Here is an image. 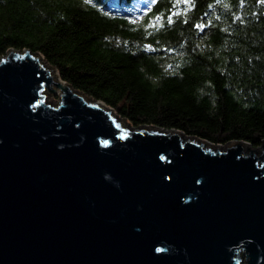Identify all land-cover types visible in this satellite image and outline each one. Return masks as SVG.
Instances as JSON below:
<instances>
[{"label":"water","instance_id":"obj_1","mask_svg":"<svg viewBox=\"0 0 264 264\" xmlns=\"http://www.w3.org/2000/svg\"><path fill=\"white\" fill-rule=\"evenodd\" d=\"M0 264H264V140L132 127L40 55L11 49Z\"/></svg>","mask_w":264,"mask_h":264},{"label":"trees","instance_id":"obj_2","mask_svg":"<svg viewBox=\"0 0 264 264\" xmlns=\"http://www.w3.org/2000/svg\"><path fill=\"white\" fill-rule=\"evenodd\" d=\"M143 1L0 0V58L40 55L132 127L259 146L264 0Z\"/></svg>","mask_w":264,"mask_h":264},{"label":"rangeland","instance_id":"obj_3","mask_svg":"<svg viewBox=\"0 0 264 264\" xmlns=\"http://www.w3.org/2000/svg\"><path fill=\"white\" fill-rule=\"evenodd\" d=\"M136 2L138 4H140L141 6H143V7L146 6V3L143 0H136ZM57 98H58L57 94H52V95H50V97L45 96V102L46 103H48V102L56 103L57 102V100H56Z\"/></svg>","mask_w":264,"mask_h":264},{"label":"snow or ice","instance_id":"obj_4","mask_svg":"<svg viewBox=\"0 0 264 264\" xmlns=\"http://www.w3.org/2000/svg\"><path fill=\"white\" fill-rule=\"evenodd\" d=\"M90 2H91V0H85V3H90ZM157 19H159V17ZM169 22H171L170 19H169Z\"/></svg>","mask_w":264,"mask_h":264},{"label":"bare ground","instance_id":"obj_5","mask_svg":"<svg viewBox=\"0 0 264 264\" xmlns=\"http://www.w3.org/2000/svg\"><path fill=\"white\" fill-rule=\"evenodd\" d=\"M57 94V93H56Z\"/></svg>","mask_w":264,"mask_h":264}]
</instances>
